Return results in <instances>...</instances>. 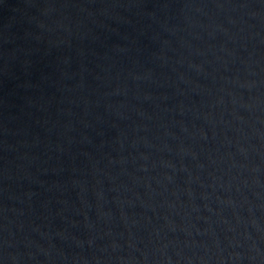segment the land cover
I'll return each instance as SVG.
<instances>
[{
	"label": "water",
	"instance_id": "1",
	"mask_svg": "<svg viewBox=\"0 0 264 264\" xmlns=\"http://www.w3.org/2000/svg\"><path fill=\"white\" fill-rule=\"evenodd\" d=\"M0 264H264V0H0Z\"/></svg>",
	"mask_w": 264,
	"mask_h": 264
}]
</instances>
